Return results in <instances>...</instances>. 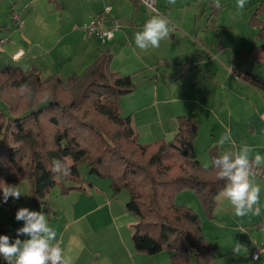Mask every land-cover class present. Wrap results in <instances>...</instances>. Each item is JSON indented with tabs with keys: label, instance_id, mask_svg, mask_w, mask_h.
Segmentation results:
<instances>
[{
	"label": "crops",
	"instance_id": "crops-1",
	"mask_svg": "<svg viewBox=\"0 0 264 264\" xmlns=\"http://www.w3.org/2000/svg\"><path fill=\"white\" fill-rule=\"evenodd\" d=\"M204 1L197 0V3L200 6ZM207 1L210 11L203 9L200 13L205 19L206 31L209 27L217 28L222 9L215 6L214 0ZM261 2L264 1L258 5ZM16 4L15 1L12 7L22 20L21 26L9 25L0 30L3 34L0 41L7 39L0 46L2 69L28 71L35 68L44 77L56 75L67 81L85 71L100 53L108 51L112 54L110 70L131 76L134 82L135 89L122 99L121 109L123 116L131 118L139 144L167 139L176 129V119L184 116L193 118L199 125L194 149L202 167L210 165L206 157L209 149H216L222 155L235 153L247 144L264 156V97L248 84L239 87L238 81L234 84L227 81L228 63L220 54L211 58V51L204 42L206 38L192 40L194 30L203 29L197 22L198 13L194 14L190 26L185 27L177 23L178 18H169L168 0H157V9L164 12L157 11L172 21L174 30L158 48L142 51L135 46L134 35L153 14H148L138 0H22L19 9ZM106 8H110L106 29L113 25H118L119 29L111 42L103 43L89 37L84 26ZM255 29L259 48L254 55L264 71V49ZM18 53L22 54L17 56ZM200 72L207 75L222 72L225 80L214 82L201 94L195 91L199 89H195L198 81L194 78V74ZM228 130L232 140L218 145L219 138ZM84 181V190H73L65 195L59 191L54 198L48 197L51 214L46 216L57 232L56 243L64 254L72 258V264H147L146 255L137 253L133 247L132 234L137 219L126 209L128 196L112 197L109 182L96 176H88ZM255 183L261 188L258 216L236 217L233 206L220 192L214 210L218 218L211 221L200 210L198 201L192 200L190 206L202 213V231L217 258L224 254L217 244L222 238L215 233L223 228L236 235V244L232 241L227 246L230 251L247 238L249 259L253 245L264 242V178L256 176ZM26 196L20 204L17 201L19 208L38 211L31 204L28 191ZM2 220L6 235L16 239L17 229L24 222L7 214ZM154 260L155 264H165L163 260L157 261V257Z\"/></svg>",
	"mask_w": 264,
	"mask_h": 264
},
{
	"label": "trees",
	"instance_id": "trees-1",
	"mask_svg": "<svg viewBox=\"0 0 264 264\" xmlns=\"http://www.w3.org/2000/svg\"><path fill=\"white\" fill-rule=\"evenodd\" d=\"M262 12L264 2L250 24L258 29L264 49ZM15 16L11 6L10 22L0 30L18 27ZM111 61L112 54L102 52L85 71L67 81L56 75L44 77L35 68L0 67V184L27 182L31 204L49 214L52 189L59 187L61 195L84 190L79 167L85 164L90 175L108 180L112 197L128 192L126 209L137 219L132 234L137 253L154 256L168 251L169 264H212L217 257L204 237L199 216L174 203L178 193L192 192L204 216L212 220L216 198L225 187L226 181L217 179L211 162L204 168L198 161L194 141L199 125L181 116L172 140L139 144L131 118L123 116L121 109L122 99L135 89L134 82L131 76L112 72ZM238 77L264 97V78L242 72ZM25 84L30 98H26L28 92L22 93ZM208 154L211 161L220 155L216 149ZM56 159L71 168L70 176L51 172ZM256 176L264 178V167ZM18 209L11 198L3 201L0 190V213L15 217ZM0 235H6L1 218ZM0 264H7L2 256Z\"/></svg>",
	"mask_w": 264,
	"mask_h": 264
},
{
	"label": "clouds",
	"instance_id": "clouds-1",
	"mask_svg": "<svg viewBox=\"0 0 264 264\" xmlns=\"http://www.w3.org/2000/svg\"><path fill=\"white\" fill-rule=\"evenodd\" d=\"M145 6L153 11V15L145 22L143 29L134 35L135 46L147 51L149 48H158L160 42L169 37L174 30L172 21L161 15L154 5V0H142ZM176 0H168L174 5ZM217 8L221 7L220 0H214ZM247 0H236L238 10L246 7ZM22 93L28 92L26 98L31 97L29 86H21ZM232 140L230 130L226 131L218 140L223 146ZM264 165V156L247 144H243L239 151L225 152L214 157L211 168L216 172L217 179L226 181L221 195L233 206L236 217H245L249 214L260 215L261 188L255 183V177ZM51 172L54 175L70 176L71 168L61 160H53ZM3 201L11 197L19 199L21 193L17 186L0 184ZM51 214V213H49ZM15 219L23 221V226L17 229V238L12 240L8 235H0V256L7 264H72V258L64 254L59 243H56L57 232L49 225L47 216L42 211L30 210L21 207L17 210ZM20 236H27L21 240ZM242 246L233 249L239 254ZM246 250V249H245Z\"/></svg>",
	"mask_w": 264,
	"mask_h": 264
},
{
	"label": "rangeland",
	"instance_id": "rangeland-1",
	"mask_svg": "<svg viewBox=\"0 0 264 264\" xmlns=\"http://www.w3.org/2000/svg\"><path fill=\"white\" fill-rule=\"evenodd\" d=\"M15 1L17 2L15 7L19 9L22 5V0H0V23L2 24V26L10 22L9 7L12 6ZM260 1L264 0H247L246 7L243 10H238L236 7V0H220L222 9L217 18V28L209 27L208 31H206L205 29V19L201 18L200 16V13L203 11V9L209 10L207 0L202 2L203 5L200 6L198 5L197 0H194L192 2H190L189 0H176L174 5H169V18L171 20L173 18H178L177 23L179 25L183 24L185 27H187L190 26L191 21L193 22L194 14L198 13L197 22L202 25L203 29L199 30V32H197V30H194V33L191 35L192 40L204 41L203 38H206L204 42L206 43V45H208L211 51V58H213V55L220 54V57L225 60V62H227L230 66L226 67V80H231L230 83L233 84L234 82L238 81L239 87H244L243 85L247 83L243 82L238 77L239 72L253 73L264 78V71H262V64L260 63L261 61L257 60L254 55L255 51L259 48V43L255 40L257 30L249 24V20L252 14L257 9L258 2ZM157 10L160 12H164L163 10H161V8ZM209 11L207 12V14H205V17H207ZM147 12L148 14H152L149 11ZM190 14L192 15V17ZM261 19L264 20V12H262L261 14ZM2 35L3 34L0 33V37ZM225 75L222 72H214L210 75L204 74L203 72H200L198 74L195 73L194 78L198 81V84L195 85V89H199L195 91L203 94L205 91H208L209 87L212 86L214 82L225 80ZM205 80H207V82H205ZM236 90H238V88H236ZM105 129L110 131V133L113 132V128L111 127H106ZM43 131L45 133H48L45 128L43 129ZM173 132L174 131H171L170 135H168L167 139L165 140H172L174 136ZM206 155V157L211 162L208 152L206 153ZM79 172L82 179L84 180H87V177L91 176L85 164H82L79 167ZM92 176L94 177V175ZM17 188L21 193V197L19 199H13L10 197L16 205L18 204L17 201L19 202V204L20 202H22L21 200L23 199V196L27 197V182L24 181L20 183ZM59 191V187H55L54 189H52L49 194L50 198H54L56 194L59 193ZM123 195L128 196V192L123 190L115 198L122 199L121 197H123ZM191 197H193V199H191ZM192 200L193 202L195 200L198 201L195 194L189 191H184L178 193L175 196L174 203L178 206L187 207L195 212L199 216L202 225L203 215L202 213H197L194 207L192 208L190 206ZM17 206L19 207V205ZM5 214L10 215L7 211H2L1 219ZM213 216L214 219L211 221H214L215 218H218L216 212H214ZM215 234H218L222 238L218 240L219 242H217V244L221 246L220 252H223L224 255L217 258L212 262V264H253L249 259V252L247 251L249 243H247L246 237H244L240 243V246H242L240 253L235 254L233 251H230V247L227 246H230V242L232 241L236 244V235L232 233L231 230L226 228L219 230V233L216 232ZM226 254H228V256ZM146 257L147 264H155V257H157V261L163 260V263L169 264L171 253L168 251H164L157 255Z\"/></svg>",
	"mask_w": 264,
	"mask_h": 264
},
{
	"label": "built area",
	"instance_id": "built-area-1",
	"mask_svg": "<svg viewBox=\"0 0 264 264\" xmlns=\"http://www.w3.org/2000/svg\"><path fill=\"white\" fill-rule=\"evenodd\" d=\"M138 1L142 3V5L147 11L154 14L152 10L148 9L145 6L142 0ZM154 5L155 9L157 10L156 0H154ZM109 12L110 8H106L105 11L101 15H99L92 23L84 26V30L86 31L89 37L97 38L103 43H108L112 41L114 33L119 29V26L113 25L112 27L106 29L105 25L106 22L109 20ZM15 19L18 20V27H20L22 24L21 18H19V16H15ZM6 41V38L2 39L1 44L5 43ZM21 54L22 53H18L17 56H20ZM250 259L253 263L264 264V242L255 243L253 245L252 250L250 252Z\"/></svg>",
	"mask_w": 264,
	"mask_h": 264
}]
</instances>
